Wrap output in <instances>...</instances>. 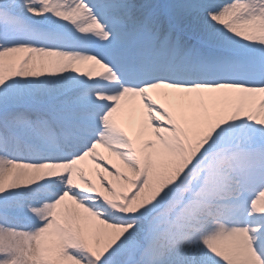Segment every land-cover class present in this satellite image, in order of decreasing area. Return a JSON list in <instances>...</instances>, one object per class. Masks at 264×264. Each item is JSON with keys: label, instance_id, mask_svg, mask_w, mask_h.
Returning a JSON list of instances; mask_svg holds the SVG:
<instances>
[{"label": "snow or ice", "instance_id": "6c2138e0", "mask_svg": "<svg viewBox=\"0 0 264 264\" xmlns=\"http://www.w3.org/2000/svg\"><path fill=\"white\" fill-rule=\"evenodd\" d=\"M0 264H264V0H0Z\"/></svg>", "mask_w": 264, "mask_h": 264}, {"label": "bare ground", "instance_id": "6f19581e", "mask_svg": "<svg viewBox=\"0 0 264 264\" xmlns=\"http://www.w3.org/2000/svg\"><path fill=\"white\" fill-rule=\"evenodd\" d=\"M101 151L103 152L104 150H103V149H101Z\"/></svg>", "mask_w": 264, "mask_h": 264}]
</instances>
